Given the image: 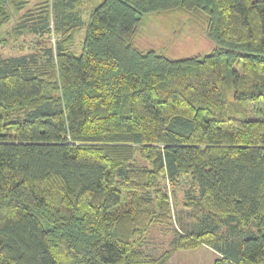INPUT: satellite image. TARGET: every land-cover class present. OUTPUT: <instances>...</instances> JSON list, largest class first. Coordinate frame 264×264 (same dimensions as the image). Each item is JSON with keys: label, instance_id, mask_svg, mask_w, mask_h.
Here are the masks:
<instances>
[{"label": "trees", "instance_id": "1", "mask_svg": "<svg viewBox=\"0 0 264 264\" xmlns=\"http://www.w3.org/2000/svg\"><path fill=\"white\" fill-rule=\"evenodd\" d=\"M154 15L211 49L140 45ZM6 25L34 38L0 53V264H264V0H0Z\"/></svg>", "mask_w": 264, "mask_h": 264}, {"label": "rangeland", "instance_id": "2", "mask_svg": "<svg viewBox=\"0 0 264 264\" xmlns=\"http://www.w3.org/2000/svg\"><path fill=\"white\" fill-rule=\"evenodd\" d=\"M166 18L163 15L150 16L147 19L145 30L138 38V43L142 46L155 47L165 50L169 55L174 57L185 56L190 53L208 52L212 43L204 38L202 32H197L196 29H186L181 23H176V20ZM3 30V31H2ZM0 38L5 36V39H0V53L3 55L18 54L28 51V44L33 39V34L24 33L21 37H7L5 31H10L6 25L3 27ZM82 32V30H81ZM82 33L78 35L81 38ZM7 37V38H6ZM52 38V37H51ZM78 47V43L76 44ZM171 191V202L173 205V213L175 216L182 217L184 210L182 209L181 199L182 190ZM178 225H174L176 228ZM175 232L172 228L161 229L159 226H151L146 234V247L152 253H161L172 246V239ZM217 256L210 247L201 244L195 248L180 249L174 252L168 261V264H212Z\"/></svg>", "mask_w": 264, "mask_h": 264}]
</instances>
